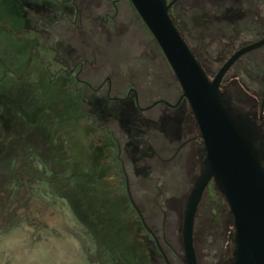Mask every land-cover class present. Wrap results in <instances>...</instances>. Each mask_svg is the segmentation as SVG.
Returning a JSON list of instances; mask_svg holds the SVG:
<instances>
[{
    "label": "rangeland",
    "instance_id": "rangeland-1",
    "mask_svg": "<svg viewBox=\"0 0 264 264\" xmlns=\"http://www.w3.org/2000/svg\"><path fill=\"white\" fill-rule=\"evenodd\" d=\"M215 1L179 0L171 13L210 78L238 49L264 37V0H244L239 21L232 2ZM16 2L0 0V264H165L127 197L126 178L169 263L184 264L182 220L201 173L191 138L199 132L186 119L187 101L184 119L156 103L176 104L182 91L153 36L129 0L109 12L114 25L96 19L107 13V0L105 9L93 8V21L81 27L58 21L54 31L39 7L52 1ZM71 45L85 61L78 77L57 64L70 57ZM235 74L262 98L264 47L243 56L226 77ZM109 85L120 98L134 89L139 115L129 117L148 121L137 128L142 143L130 153L128 136L136 130L127 116L121 124L104 113L105 105H115L104 97ZM171 114L182 117L175 138L168 131L174 127L160 122ZM232 223L212 184L195 219L198 264H226Z\"/></svg>",
    "mask_w": 264,
    "mask_h": 264
},
{
    "label": "water",
    "instance_id": "water-1",
    "mask_svg": "<svg viewBox=\"0 0 264 264\" xmlns=\"http://www.w3.org/2000/svg\"><path fill=\"white\" fill-rule=\"evenodd\" d=\"M129 1L169 64L182 91L180 100L187 101L204 146L201 173L188 196L182 220L184 264H198L194 225L211 182L228 205L233 222L232 250L226 264H264V128L257 121L253 101L240 109L221 91L226 73L242 56L263 47L264 37L238 49L210 78L170 17L175 1ZM131 203L146 230L155 237L140 210Z\"/></svg>",
    "mask_w": 264,
    "mask_h": 264
},
{
    "label": "flooded vegetation",
    "instance_id": "flooded-vegetation-1",
    "mask_svg": "<svg viewBox=\"0 0 264 264\" xmlns=\"http://www.w3.org/2000/svg\"><path fill=\"white\" fill-rule=\"evenodd\" d=\"M10 1L15 3V4H18L16 1H18V2L20 1V3L22 4V3H24L25 0H10ZM50 1L53 2V4H54L53 6H47V5H44L41 3L39 5V7H40L41 11L45 14L44 17L42 18V20L46 23L47 27L49 26L50 29H52L51 31H54V29H56V26L58 25V23H57L58 21H65L71 27H77V25H78V27H81L80 24H78V23L79 22L81 23L84 20L93 21L95 18V13L93 12L94 11L93 8L96 7V11H100L102 9H105L103 2L107 1V0H99V2L97 4H94V2H93L94 0H50ZM118 1L119 0H111V2L108 4V10L105 9V11H104V14H105V12H107L104 15V17H102V18L97 17L96 19L99 18L103 22H107V23L109 22L110 24L114 25V20H113L114 15L111 17L109 15V12L113 11L114 13L117 14V12H118ZM173 1H175V2L173 3L170 10H173L175 8V6L177 5V2L179 0H172V2ZM215 2H216V5L218 4L219 6L226 5L227 2H232L231 4H233V5L230 6L229 10L233 11V12L235 11L234 18L236 19V21L241 20L245 16L244 15L245 11H244V8L242 6V4L244 3V0H216ZM25 4L28 6L31 5L30 2H28V3L25 2ZM24 14L26 15L27 13H24ZM249 17L250 18L253 17V14L250 11H249ZM101 20L98 23L100 24L101 27H104V24L101 23ZM261 29H262V31H264L263 19L261 22ZM72 31L76 32L77 29L75 28V30H72ZM38 32L42 33L43 36L50 35L49 34L50 32L47 33V30L40 29V31L38 30ZM71 46H73V45H71ZM71 46H70V51L68 54L70 57H68V58L66 56L64 58L61 57L62 59L59 60L57 62V64L61 66V70H63V71L70 68L71 72L69 74L76 73V77H78V73L80 71L84 70L85 61H83L84 60L83 57H81L80 55H76V51H75L76 47L75 46L71 47ZM240 59H238L237 62ZM78 60H80V61H78ZM252 62H254V61H252ZM232 67H231V69H232ZM230 70L226 73V75L230 72ZM226 75L224 76L222 83H221V91L223 92V94L227 97H231L235 107L240 108V109H244V108L249 107V102L253 101L255 104L257 121H258L259 125H261L264 128V93H263L262 98H259V97H257V95L255 93H253L252 91L249 90V86L242 84L240 82V80H239L240 77L238 74H235L230 79H228L226 77ZM112 89H113L112 85H109L107 88L108 93H106L104 95V97L106 98V101L108 103H110L112 101L115 103V105H112V107L110 105H105L104 108H109V109H105L104 113H108L109 115H111L113 117L116 114L117 119L119 118V120H121V124L123 123V118L125 117V114L127 113V111H129V113L134 112L135 114L137 113L139 115V110H137L139 108V106H138L139 100H138L137 93L135 92L134 89L130 88L127 95L125 97H122V98L117 97V96H112L111 95ZM180 97H181V95H180ZM180 97H179V100L177 101L176 104H173V105L171 104L172 106L166 105L164 103L165 101H161V102L164 103L169 108L172 107L173 112H175V111L181 112V115L184 119L185 117L183 114L186 112H185V110H183L184 106L183 105L181 106V104H182V102H185V100L184 99L180 100ZM97 101H100V100H97ZM101 101H103V100H101ZM191 113L192 112H190V114ZM172 114L163 116L166 119H165V122H162V125L167 129L170 126L171 127L173 126L175 130L174 131L168 130V131H170L169 132L170 136H174V138H175V135H177V126L180 125L182 117L174 116ZM140 118H141V116L139 117V121H140ZM191 118H192V121L194 122L195 126L197 127V124H196V121L193 117V114H191L190 117L187 116L186 119L189 122ZM135 119H137V118H135V116H134L133 120L135 121ZM134 121H133V124L135 123ZM160 122H161V120H160ZM133 130H136V131L133 133L131 132L130 134L132 136H138L139 131L135 125L133 126ZM197 130H198V127H197ZM172 132H173V134H172ZM198 132H199V130H198ZM176 137H178V136H176ZM191 140L196 144V145L194 144V147H195V150L198 154V159L200 162V158H201L202 154L204 153V146H203L202 139L200 138V133L198 136L192 137ZM126 146H127V144H126ZM117 161L119 162V160H117ZM120 165H122V164H120ZM123 175L125 176L124 171H123ZM212 184L215 185L214 182H211L209 184L208 188ZM125 189H126L127 197L131 203L132 198H131V193H130V188H129V180L127 178L125 179ZM131 205H132V203H131ZM136 213H137V211H136ZM137 215H138V213H137ZM138 217H139V215H138ZM139 219H140V217H139ZM140 221H141V219H140ZM145 223H146V220H145ZM141 224H142V227L144 228V230L154 240L155 249L159 251L161 257L163 258V260L165 262V264H167V262H166L167 256H166L165 252L163 251V249L161 248L160 243H159V239L157 238L156 234L149 228L153 232V234L155 235V237H154L153 235H151V233H149L146 230L142 221H141Z\"/></svg>",
    "mask_w": 264,
    "mask_h": 264
},
{
    "label": "trees",
    "instance_id": "trees-1",
    "mask_svg": "<svg viewBox=\"0 0 264 264\" xmlns=\"http://www.w3.org/2000/svg\"><path fill=\"white\" fill-rule=\"evenodd\" d=\"M171 13H172V10H170V15H171ZM171 18H172V15L170 16ZM172 20H173V18H172ZM173 22L175 23V25H176V27L178 28V30L180 31V33L182 34V36H183V38L185 39V41H186V38H185V36L183 35V33H182V30L179 28V26H178V24H176V22L173 20ZM187 43V42H186ZM191 49V48H190ZM192 50V52H193V54L195 55V57H196V59L198 60V62H199V64H200V66L202 67V69L204 70V72L207 74V76L209 77V74H208V72H209V70L205 67V65L202 63V61H201V58H200V56H199V54L194 50V49H191ZM130 114H132V116H133V114H135L134 112H131V113H129V111H127V113L125 114V116H127L126 117V123L127 124H129V127L130 128H132V126H136L138 129H139V127H142V126H144V125H146V123L148 122V121H146V120H143L142 118H140V121H139V117L140 116H135V118H137V119H135V123L133 124V117H132V119H130V117L129 116H131ZM128 119H130V120H128ZM165 119L166 118H162L161 119V123L162 122H165ZM129 121V122H128ZM124 124H126L125 122H123ZM142 124V125H141ZM139 137L138 136H132L131 134H129V136H128V142H127V146H126V149H127V151H129V153L130 152H132L131 150H130V147H134V148H132V150H135V148H136V145L135 144H139V143H142L141 141L140 142H138L136 139H138ZM140 139V138H139ZM137 141V142H136Z\"/></svg>",
    "mask_w": 264,
    "mask_h": 264
}]
</instances>
